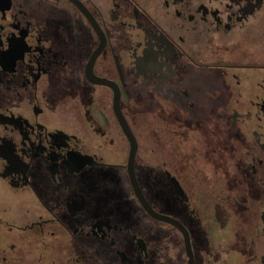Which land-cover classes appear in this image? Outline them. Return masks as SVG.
<instances>
[{
    "label": "flooded vegetation",
    "instance_id": "flooded-vegetation-1",
    "mask_svg": "<svg viewBox=\"0 0 264 264\" xmlns=\"http://www.w3.org/2000/svg\"><path fill=\"white\" fill-rule=\"evenodd\" d=\"M0 264H264V0H0Z\"/></svg>",
    "mask_w": 264,
    "mask_h": 264
}]
</instances>
